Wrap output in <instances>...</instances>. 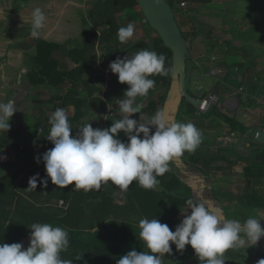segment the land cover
<instances>
[{
    "label": "rangeland",
    "instance_id": "374dc122",
    "mask_svg": "<svg viewBox=\"0 0 264 264\" xmlns=\"http://www.w3.org/2000/svg\"><path fill=\"white\" fill-rule=\"evenodd\" d=\"M103 1L98 0L97 8L91 9L87 7V2L84 0H77V5L74 4L77 9L73 13L68 10L60 11L64 7V0H0V102L15 101L18 111L13 114L9 123L15 129L16 142L19 140L18 146L20 145V147L17 146L18 148L15 145L9 147L0 145V188L2 189L0 194L10 193L7 201L0 200V213L9 211L15 224L10 225L6 218L0 217V228H9L11 235L13 234L25 248L29 244L31 224L40 222L63 227L51 219L59 215L64 216L69 205V202L65 200L60 203L62 199L53 195L56 186L51 181L36 191L35 194L38 197L31 198L24 173L13 178L12 183H9L11 177L7 176L2 179L9 171L16 173L17 169L28 165L30 160L26 159L27 156L40 149L39 142L30 143L34 129L39 128L49 133V117L57 108H64L68 117L72 114L70 105L61 106V99L63 95L71 91V86L58 87L49 84L47 80L43 83L31 82L30 75H36L32 59L37 53V48L45 43L58 45V48L52 49L49 54V60L58 61L51 67L50 76L53 79L58 76L63 79L62 73L68 72L77 65L69 58L71 49L75 48L72 54L83 55L95 64L97 61L98 63L103 62L110 55L115 56L126 52L140 41L146 44L147 49L153 51L152 40L158 37L148 25L138 5L111 11L110 17L114 21L113 24L118 27L112 30L105 17L102 16ZM117 1L120 2V0ZM221 1L224 2L220 0L207 4L190 0H171L173 12L175 10V19L189 44L191 58L186 62L187 89L197 98H204L209 94L215 96L206 108L214 112L204 119L201 128L198 127V120L191 118L187 113L182 114V123H193L202 133L203 146L229 158L234 159L237 154L253 157L264 155V144L255 140L257 131L264 130V0L261 3L259 0H229L224 5ZM78 2H83V6H79ZM37 7L44 12L46 21L40 38L33 39L30 33L25 32L24 27L31 28V13ZM232 20H236L237 24L243 26L257 24L259 26H255V30L250 31L248 36L233 37V34H228L226 29L228 25L225 24ZM129 22L135 24V34L126 43H121L118 40L117 31ZM196 25L200 26L196 28ZM200 28L203 33L199 34ZM193 30L195 33L197 31L196 39L193 38ZM207 30H209L208 34H206ZM84 31L91 35H84ZM204 34L209 39V44L214 46L212 53L214 58L211 60L214 62L206 66L208 72L205 70L201 72L200 62L195 63L194 60L199 55L206 54L208 50L207 44L202 41ZM240 45L250 47L248 48L250 53L246 57L234 54L235 50L239 51ZM102 46L104 47L101 48ZM225 49L232 51L231 56L235 59L230 61L231 65L226 63L227 65L222 66L219 61L227 58L224 54ZM246 69H249L248 72L245 71ZM64 80L68 79L64 77ZM168 80L170 81V78ZM125 85L127 89L128 85ZM167 89L168 83H165L161 84L159 91L157 90L162 99ZM72 92L69 96L73 100ZM149 96L148 93L146 97H138L137 102L144 103ZM82 102L86 104L84 98ZM183 103L182 108L185 111L189 104L186 101ZM104 108L100 107L101 112ZM230 119L240 127L232 129L227 122ZM47 143L52 145L50 142ZM16 161L22 162L14 165ZM185 165V169L189 172L204 179L207 186L202 193L205 198L213 200L222 207L229 219H237L243 223L249 217H253L258 219L261 227L264 228L262 207L248 205L247 200L238 202L227 197L230 194L245 195L249 192L264 198V174L259 177V171H255L250 176L245 175L247 164L242 161L232 165L226 171L210 174H206L194 165L187 163ZM259 165L264 173V159L259 162ZM171 168L174 169L177 178L183 179L182 182L189 187L187 176L182 174L181 179L179 170L172 166ZM30 169H33V166ZM70 187L66 188L65 195L68 194V190H71ZM188 196H191L194 201L199 200L198 194L191 189L185 198H189ZM19 198L24 200L19 201ZM71 199L74 202L65 219L68 222L67 226L81 228L85 232L68 231L70 244L67 251L61 253L63 259L72 260L73 263L96 260L116 264L121 256L133 249L138 252L149 251L139 236V221H132V226L127 227V230L124 224L115 223L117 221H114V218L118 215L115 214L117 211L114 209L111 210L110 207L106 208L103 205L102 212H95L96 208L93 206L95 204L92 201L85 200L83 206L79 207L77 205L78 196L74 197L71 194ZM177 210L180 223L184 218L182 212L188 210V206H177ZM46 214L52 218L50 220L43 218ZM105 220L112 223L107 232L103 234L101 227L99 230V223H104ZM94 250L96 252H93ZM79 255L80 259L76 260ZM171 255L167 257L164 254L162 264H200L198 257L194 256V250L190 251L191 256L188 252L184 254L175 250L171 251ZM224 259L225 262H234V264H257V261L264 259V237L255 246H249L246 249H228L224 253Z\"/></svg>",
    "mask_w": 264,
    "mask_h": 264
},
{
    "label": "clouds",
    "instance_id": "9594fccd",
    "mask_svg": "<svg viewBox=\"0 0 264 264\" xmlns=\"http://www.w3.org/2000/svg\"><path fill=\"white\" fill-rule=\"evenodd\" d=\"M159 5L160 0H153ZM46 16L41 8L31 13L30 36L40 38ZM135 34V24L129 22L117 31L118 40L126 43ZM166 57L149 49H141L123 58L117 57L109 64V70L117 74L118 82L127 84L123 97L118 100L121 118L112 121L108 128H93L88 122L72 134L68 114L57 108L49 117V133L46 137L53 145L36 158L44 163L46 178L39 174L29 178L28 188H37V182L76 190L99 189L102 182L111 181L126 190L135 181L144 189L154 190L157 179L170 171L169 162L184 152H195L202 142L201 131L191 122L179 123L167 118L159 109L150 118H131L140 114L143 104L138 97H146L154 89V75L169 76L173 68L165 67ZM18 109L14 100L0 102V131L10 129V119ZM123 132L126 140L119 138ZM188 210L184 218L170 230L158 219L139 220V236L149 251H129L116 264H162V256L171 253V245L184 250L190 245L200 264H225L224 253L228 249L248 248L257 245L264 237L259 220L249 217L243 223L237 219L221 220V210L209 201H186ZM190 210V212H189ZM29 244L0 243V264H73L63 259L70 240L68 231L50 223L36 222L30 226ZM80 259V255L76 260ZM264 264V259L257 261Z\"/></svg>",
    "mask_w": 264,
    "mask_h": 264
},
{
    "label": "trees",
    "instance_id": "16d2710c",
    "mask_svg": "<svg viewBox=\"0 0 264 264\" xmlns=\"http://www.w3.org/2000/svg\"><path fill=\"white\" fill-rule=\"evenodd\" d=\"M166 1L172 7L171 0H166ZM190 1L198 2V3H208L211 0H190ZM103 2H104L103 3L104 5L102 6V10H101L102 16L105 17V19L108 22V25L110 26L112 30H116L118 27L116 24H113L114 21L112 17H110L111 11H114L118 8L122 9V8L130 7L132 5H137L136 0H120V2L117 0H104ZM118 5H120V7H117ZM24 30L26 33H30L31 29L28 27H25ZM83 34L90 35L91 33L84 31ZM182 34L184 38L186 39L185 34L183 32ZM152 46H153V51L157 52L158 54L165 55L166 57L165 67H171V51L164 45V43L161 41L159 37H156V39L152 40ZM54 48L55 49L58 48V45L56 43H45L37 48V53L32 59L33 60L32 65L35 66L36 68V75H30L31 82L32 83H43L45 80H47L49 84H54L55 86H58V87L64 86L65 82L70 83V84H73V83L75 84L76 82L74 79L75 78L74 73H78L77 71L80 69V67L82 68L83 64L86 63V60L88 58L83 55H79V57L75 61L76 63H78L76 67L70 69L68 72L62 73L63 79L60 76L53 79L50 76L51 70H52L51 67L54 64H57L58 61L55 59L49 60V54ZM74 49L69 50L70 51L69 56H71L69 57L70 59H72V55H73L72 52L74 51ZM141 49H147V47L144 42L140 41L134 46H131L130 49L127 50L126 52L121 53L119 55H115V57L113 58L114 59H116L117 57L123 58L124 56L131 55L132 53H135ZM169 76L171 77V74ZM169 76L154 75L150 78L154 79L156 82L159 81L160 83H157L158 85L168 83V86H169V82H170L168 80V78H170ZM64 77L67 78L68 80H64ZM70 90L73 91V88ZM71 91H68L67 94L63 95L61 99L62 100L61 106L62 105L68 106L71 103L73 104V100L69 96ZM183 102L181 104V110L179 111V114L176 120V122H179V123H182V114L187 113L189 116H191V118H196L198 120L197 122L198 127L201 128L204 119L211 116L214 112V110L212 111L211 109H207L202 112L190 104L188 105V108L185 111H183V108H182L184 105ZM68 119L70 120L71 118H68ZM227 122L229 123L232 129L236 127H240L237 123H235L231 119L228 120ZM15 133H16L15 129H13L11 126L7 132L0 131V145L6 146V147L15 145L16 148L20 147V145L18 146L19 140L16 142L17 139L15 137ZM32 133H33V139H31L30 143L33 144V143L39 142L40 149L38 151L31 152L30 155L27 156L26 159L30 160V163L26 165L24 168L22 167L20 169H17L18 172L16 173L13 171H9L3 176L2 179L6 178L7 176L11 177L9 180V183H12L14 180L13 178L17 177L19 174H22V173H24L27 179V182L29 181L30 177H32L33 175H36L37 173L39 174V177L41 179L46 178L44 163L42 160L39 163H37L36 158L42 156V154L46 152L48 149L52 148L53 145L47 143V142H50L46 138L48 136L47 132L41 131L39 128H37V129H34ZM181 158L183 159L185 163L198 167L206 174H210L212 172H217V171H226L232 165L238 162H241V161L247 164L245 166V171H244L245 175L250 176L255 171H259V177L260 176L262 177L264 174L259 165V162L262 159H264V155L260 154V155H256V157H253L250 155L244 156L242 154H237L236 158L233 159V158H229L225 156L224 154H220L218 151H215L208 147L203 146L202 142L199 145V147L195 150V152L186 151L181 156ZM25 160H22V161H25ZM22 161H18V162H22ZM18 162L16 161L14 165H19L20 163ZM170 164L172 167L178 169L177 167H175L173 162L170 161ZM31 166H33V169H30ZM171 166L169 165V168H170L169 172H166L163 176L157 177V179L160 181L159 185L161 186V190H158V191L148 190V189H144L141 186H139L140 188L136 192H138L139 194V205L143 209V211L150 212L152 214L151 219H158L160 223L167 224L170 230L174 231L175 227L179 224V219H180L178 218V214H177L178 213L177 206H184V205L187 206L186 201L188 199H192V197L188 196L189 198H185V196L189 193L190 189L182 181H180L177 178L176 173L173 171ZM49 182H50V178L48 179V183ZM42 186L43 184L40 183V180H38L37 188H29V191H30L29 196L31 198H34L36 196L35 194L36 191ZM69 186H71L70 189H72L73 185H69ZM69 186L67 187L56 186L55 191H53V195H56L58 196V198H61L69 202L67 213L62 217H60L59 215L58 217H54V218L46 214V216L43 218H45L46 220H50V218H52L51 220L57 221L67 231L85 232L83 230H79L80 228H73V227L67 226L68 222L65 219L69 215V212L72 209V205L74 202L73 199H71V194H73L71 190H68V194L65 195V193H67L66 188L69 189L68 188ZM0 190L2 189L0 188ZM1 192L4 193V191H1ZM9 196H10V193L8 192L5 194H0V200L5 202L8 200ZM227 197L232 200L238 201V202H243L244 200H247V202L249 203L248 205L251 204L258 208L262 207L264 209V198L259 197L255 195L254 193L247 192V194L245 195L238 194L235 196L230 194V195H227ZM21 200H24V199L19 198V201ZM0 217L6 218L8 222L10 223V225H15L14 222L12 221V217L9 214V211H1ZM111 223L112 222L99 223V230L101 227V233L105 234L104 232H107V229L108 227H110ZM115 223L124 224L126 229L127 227H130V225L132 226V223H129V222L117 221ZM65 226L71 229H68ZM0 243H7V244L19 243V240L18 239L16 240L13 234L11 235V233L9 232V228L7 229L0 228ZM171 249L179 253H184V254L188 252L189 256H191L190 251L193 250L190 245H186L185 249L182 251L177 250L174 244L171 246ZM93 252H96V251L94 250ZM165 255L167 257L172 256L171 253H168ZM194 256L196 257V255Z\"/></svg>",
    "mask_w": 264,
    "mask_h": 264
},
{
    "label": "crops",
    "instance_id": "0c3cea01",
    "mask_svg": "<svg viewBox=\"0 0 264 264\" xmlns=\"http://www.w3.org/2000/svg\"><path fill=\"white\" fill-rule=\"evenodd\" d=\"M76 1L77 0H64V3H65V4L63 3L64 7L60 11L68 10V11H73V13H75L74 10L77 9ZM78 1H81V0H78ZM84 1L87 2V7H91V9L97 8L96 2L98 0H84ZM217 1H220V0H211L207 4H213L214 2H217ZM262 1L263 0H259L260 3ZM228 2L229 0H224V2L222 3L224 5V4H227ZM78 5L83 6V2L82 3L78 2ZM79 6L78 8H81ZM98 8L100 11L101 1H100V6H98ZM221 24H224V23L221 22ZM225 24L228 25L226 29L229 35L233 34V37H241V38L248 36L250 31L255 30V26H259V24L255 26L254 25L243 26V25L237 24L236 20H232V22L231 21L226 22ZM199 26L200 25H196V28H198ZM87 29H90V28H87ZM201 32H202V29L200 28L199 34ZM192 33H193L192 34L193 38L196 39L197 31L195 33V31L193 30ZM208 33H209V30L206 31V34ZM208 40L209 39H207L204 34L202 41H204L205 44H207L208 50H206V54L199 55L197 59H194L195 63L197 61L200 62L199 70L201 72L204 70L205 72H208L209 70L206 69V66H209L210 63H211L210 65H212L214 62V61H211L212 58H214V55H212L214 46L210 45L209 44L210 41ZM187 46L189 47L188 42H187ZM103 47L104 46H102L101 48ZM248 48L250 47H245V46L240 45L239 51L238 49L237 51L235 50L234 54L236 53L237 56L239 54V55H242L243 57H246V55L250 53V50ZM109 52H112V51L109 50ZM109 54H112V53H109ZM224 54L227 57L225 58L226 61L221 59L219 61L220 65L225 66L227 65L226 63H228V65L229 64L231 65L232 62L230 61L235 59V58L233 59L231 56L232 51L225 49ZM253 55L255 56L254 53ZM78 57L79 55H74V54L72 55L71 61L75 63V65L78 64L75 62ZM113 57L115 56L110 55L106 57L103 62L98 63L97 61L95 62V64L91 63V59H87L86 63L83 64L82 68L80 67V69L77 71L78 73H74V77H75L74 79H75L76 85L74 83L70 84V83L65 82L64 86L68 85L73 88V92H72L73 93L72 95L73 104L71 103L69 107L72 114L70 117H68V118H71L69 120V123L73 129L72 130L73 135H75L76 131L83 124H86L88 122L92 125L94 129L95 128L103 129V128L110 127L112 124V121L121 118V113L118 108V100L119 98L123 97V92L124 90H126L125 89L126 85L119 83L117 74H113L109 70V64L115 60ZM190 58L191 57L189 55L188 59ZM61 62L62 61H60V63ZM235 62H238V61H235ZM248 70L249 69H246L245 71L248 72ZM193 72L195 73L194 70ZM160 87L161 85H158L157 83H155L154 89L149 90L150 96L148 100L142 103L143 107H142L141 113L133 114L131 118L139 120L140 115H143L146 118H150L152 115L155 114L157 110L162 109L166 94H165L164 99L160 97V92H158ZM166 93H167V90H166ZM82 98L85 99L86 104L82 102ZM100 107H105L104 110L102 109V112L100 110ZM179 111H180V108H179ZM179 111H178V114H179ZM178 114H177V117H178ZM119 138H121L122 140H126V137L124 136L123 132L119 133ZM179 173H181V177L180 176L179 177L182 179L183 173L181 171H179ZM139 188H140L139 185L134 182L128 187V189L122 190L119 188V186H116L111 181H108V182H102L101 187L99 189H92L89 191H84L83 189L76 190L73 185L71 192L73 193L74 197L78 196L79 200H78L77 205L79 207L83 206V204L86 202L85 200H90L95 204L93 205L96 208L95 212H102V207L103 205H105L106 208L110 207L111 210L114 209L115 211H117V213L115 214H117L118 216L114 218V221H122V222L131 223L132 221H139L140 219H143V218H148V219L152 218V214L150 212L143 211V209L139 205V194L138 192H136L137 190H139ZM154 190L155 191L161 190V186L158 185V187ZM35 197H38V195H36ZM60 201L63 202V199ZM95 212H92V213H95ZM97 226L98 224L96 225V227ZM79 230H83V229L80 228ZM73 264H111V263H108L106 261L97 262L96 260L95 261L93 260L90 262H86V261L85 262H75ZM225 264H234V262L232 263L225 262Z\"/></svg>",
    "mask_w": 264,
    "mask_h": 264
},
{
    "label": "water",
    "instance_id": "95a60500",
    "mask_svg": "<svg viewBox=\"0 0 264 264\" xmlns=\"http://www.w3.org/2000/svg\"><path fill=\"white\" fill-rule=\"evenodd\" d=\"M136 2L148 25L171 51V68L174 71L170 77L162 110L165 112L167 118L176 122L177 114L183 101H186L197 109L203 103L202 99L192 95L187 89L186 62L189 58L187 42L175 19L173 9L166 0H160L159 5H154L153 0H136ZM255 140L264 144V130L257 131ZM171 162L174 163L179 171L187 176L188 186L198 194L199 200L197 201H210L215 208L221 210V220L229 219L222 207L217 205L213 200L205 198L202 190L207 185L203 178L185 169L186 165L181 157L175 158Z\"/></svg>",
    "mask_w": 264,
    "mask_h": 264
},
{
    "label": "built area",
    "instance_id": "2783aa9c",
    "mask_svg": "<svg viewBox=\"0 0 264 264\" xmlns=\"http://www.w3.org/2000/svg\"><path fill=\"white\" fill-rule=\"evenodd\" d=\"M184 3H182V5H183ZM213 98H215V96L214 95H212V94H209L207 97H204V98H199V99H202L203 100V103L201 104V106L199 107V110L200 111H204V110H206V108H207V105L206 104H208L209 105V102L211 101V100H213ZM60 203H62V201H60Z\"/></svg>",
    "mask_w": 264,
    "mask_h": 264
},
{
    "label": "bare ground",
    "instance_id": "6f19581e",
    "mask_svg": "<svg viewBox=\"0 0 264 264\" xmlns=\"http://www.w3.org/2000/svg\"><path fill=\"white\" fill-rule=\"evenodd\" d=\"M207 105V104H206Z\"/></svg>",
    "mask_w": 264,
    "mask_h": 264
}]
</instances>
